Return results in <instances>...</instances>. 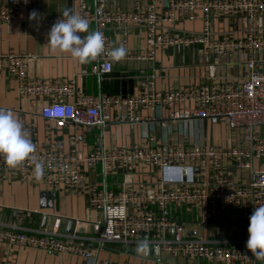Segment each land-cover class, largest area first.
<instances>
[{"label": "built area", "instance_id": "obj_1", "mask_svg": "<svg viewBox=\"0 0 264 264\" xmlns=\"http://www.w3.org/2000/svg\"><path fill=\"white\" fill-rule=\"evenodd\" d=\"M34 1L0 0V24L17 16L3 5L20 8ZM76 1L75 13L86 18L89 24L94 23L96 32L105 37V51L91 67L95 74H110L116 63L108 56L113 48L107 32H119L122 35L120 47L127 50V37L134 27L146 30L151 48L138 53L126 52L124 59L154 62L157 46L201 45L211 55L245 53L247 72L240 81L219 78L210 82L214 78L210 67L208 81L187 90H157L151 76L146 88L136 93L96 98L76 94L73 80L28 77L29 53H0V73L16 82L18 96L47 101L40 112L44 119L62 127L71 125L89 131L94 126L107 125L111 109L125 107L127 113L118 115V122L137 124L142 122L139 111H151L164 141L173 123L183 128L191 121L203 120L211 125H224L229 130H245L250 146L246 149L202 146L195 138L190 145L172 146L165 142L153 147H97L80 157L75 135L69 137L65 151L42 152L37 141L31 140L36 146L33 155L43 166L41 178L35 177V163L31 159L10 169L3 156H0V177L31 181L54 192L71 187L87 196L91 210L101 212L102 228L96 236L84 237L76 230L59 232L56 225L34 228L0 221V243L72 254L80 259L76 264H115L99 258L109 243L151 247L172 257L216 264H264L246 249L248 237H187L183 224L171 213L172 208H197L214 220L223 213L237 210L242 223L246 224L255 207L264 205V59L254 57L256 52L264 53V30L254 26L255 21L264 19V0H144L143 3L133 2L125 10L110 8L106 0H95L93 6L85 0ZM197 10L202 12L200 33L158 26V21H174L176 13L178 19H197ZM221 18L242 19L249 25L215 37L212 22ZM53 24L38 27L33 37L47 44V34ZM161 110L166 111L165 116ZM255 160L262 162L261 168L253 167ZM227 163L235 169L249 171V179L245 183H234L201 178L202 171L221 170ZM96 165H100L103 179L122 168H149L157 174V180L139 189L122 187L120 191L107 190L105 182L102 189L98 184L89 186L85 167L92 169ZM99 224L100 221H96V225ZM88 243L94 247H89Z\"/></svg>", "mask_w": 264, "mask_h": 264}, {"label": "crops", "instance_id": "obj_2", "mask_svg": "<svg viewBox=\"0 0 264 264\" xmlns=\"http://www.w3.org/2000/svg\"><path fill=\"white\" fill-rule=\"evenodd\" d=\"M93 6L95 0H85ZM110 8L129 9L133 2L144 0H106ZM76 0H36L26 7L3 8L13 11L17 16L7 23L0 24V53L26 52L30 54L27 64V75L31 78L47 80L75 81L76 94L90 95L100 98L102 95L126 96L146 88L149 77L154 76L157 90L174 88L187 90L190 86L206 81L210 67L214 78L241 80L247 72L245 53H225L211 55L201 45L194 46H157L154 62L148 60L123 59L112 65L110 74L99 75L91 71L93 61L79 65L69 53L51 54L47 44L33 37L34 31L44 25L57 22L65 9L75 13ZM37 13L36 19H29L31 12ZM158 11L160 7L158 5ZM197 19H178L174 21H158V26H166L186 32L202 31V12H195ZM215 37L222 33L242 30L249 25L242 19H214L212 22ZM254 26L264 30V19L254 22ZM96 32L95 24L90 23L87 36ZM159 33V29L157 30ZM112 41V48L120 47L122 35L119 32H107ZM146 30L132 28L127 37V52L138 53L149 50ZM256 59H264V53L254 54ZM208 81V80H207ZM47 104L44 99L20 97L16 91V82L7 75L0 73V108L14 112L29 133L31 140L37 141L39 151L67 150L68 139L75 135L78 155L100 147L104 149L156 146L167 143L172 146L190 145L197 138L202 146L230 147L235 146L232 131L224 125H211L207 121H191L183 128L173 123L166 141L154 113L147 110L139 111L142 122L133 124L128 121L118 122V115H126L125 107H116L110 111V121L105 126H94L89 131L74 128L71 125L59 126L54 121L44 119L40 112ZM162 116L166 111L161 110ZM148 120L146 121V119ZM264 133V127L262 128ZM262 162L255 160L253 167L261 168ZM85 170L89 174V186L105 182L107 190L120 191L139 189L155 183L157 174L149 168L128 170L119 169L103 179L100 165ZM201 178L214 181H232L245 183L249 179V171L233 168L229 163L221 170L201 172ZM48 192V193H47ZM45 193H47L45 195ZM44 194V195H42ZM51 203V204H50ZM172 216L179 220L187 237L225 236L229 238H247L246 224L242 223L237 210H232L212 220L197 208H172ZM43 217H47L45 228L57 226L59 232H66L68 222H72L71 231L76 230L84 237H94L99 231L96 221L102 220V214L88 207L87 196L79 194L71 187H62L51 191L41 184L22 180L16 177H0V221L15 223L25 227L42 228ZM43 227V228H44ZM81 231V233H80ZM89 247H94L88 243ZM137 247L109 243L100 252V259H107L115 264H216L203 260L172 257L167 253H157L155 248ZM159 260V261H157ZM78 257L68 253L48 252L33 247L7 246L0 243V264H76ZM261 262V261H258ZM219 264V263H218Z\"/></svg>", "mask_w": 264, "mask_h": 264}, {"label": "clouds", "instance_id": "obj_3", "mask_svg": "<svg viewBox=\"0 0 264 264\" xmlns=\"http://www.w3.org/2000/svg\"><path fill=\"white\" fill-rule=\"evenodd\" d=\"M63 19H58L47 34V47L51 54L69 53L79 65H85L97 59L105 51V37L101 32H91L87 36L89 22L78 13L65 9ZM37 13L31 12L29 19H36ZM127 50L121 46L108 52L111 61L119 62L126 56ZM62 114V113H61ZM36 146L32 143L22 123L11 110L0 108V156L10 169H15L26 160L35 163L34 175L37 179L43 174V166L33 155ZM246 249L257 261L264 262V205L255 207L249 217Z\"/></svg>", "mask_w": 264, "mask_h": 264}, {"label": "rangeland", "instance_id": "obj_4", "mask_svg": "<svg viewBox=\"0 0 264 264\" xmlns=\"http://www.w3.org/2000/svg\"><path fill=\"white\" fill-rule=\"evenodd\" d=\"M231 131H232V135L234 138V142L236 144L235 146L241 147L243 149H246L250 146V138H249L248 133L245 130L239 128V129H232ZM98 226H99V229L102 228V220H100V224Z\"/></svg>", "mask_w": 264, "mask_h": 264}, {"label": "water", "instance_id": "obj_5", "mask_svg": "<svg viewBox=\"0 0 264 264\" xmlns=\"http://www.w3.org/2000/svg\"><path fill=\"white\" fill-rule=\"evenodd\" d=\"M47 193H48V192H47ZM47 193H45V195H46ZM42 195H44V194H42ZM50 204H51V203H50ZM46 220H47V217H43V222H42V225H41L42 228L45 226L44 223L46 222ZM71 226H72V222L69 221V222H68V225H67L66 232H70ZM80 233H81V231H80ZM146 249L148 250L149 248L147 247ZM156 251H157V253H159V250H158V249H156Z\"/></svg>", "mask_w": 264, "mask_h": 264}]
</instances>
